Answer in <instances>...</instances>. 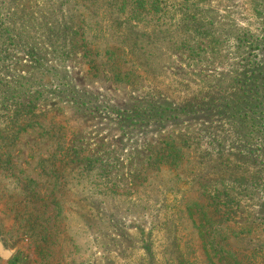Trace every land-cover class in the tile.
<instances>
[{"label":"rangeland","instance_id":"374dc122","mask_svg":"<svg viewBox=\"0 0 264 264\" xmlns=\"http://www.w3.org/2000/svg\"><path fill=\"white\" fill-rule=\"evenodd\" d=\"M0 264H264V0H0Z\"/></svg>","mask_w":264,"mask_h":264},{"label":"water","instance_id":"95a60500","mask_svg":"<svg viewBox=\"0 0 264 264\" xmlns=\"http://www.w3.org/2000/svg\"><path fill=\"white\" fill-rule=\"evenodd\" d=\"M0 255L6 259V258H9L11 256L10 252H8L5 247H4V244L3 242L0 240Z\"/></svg>","mask_w":264,"mask_h":264}]
</instances>
